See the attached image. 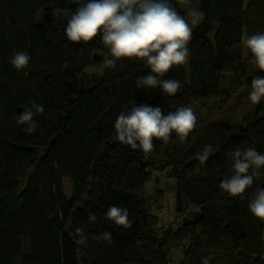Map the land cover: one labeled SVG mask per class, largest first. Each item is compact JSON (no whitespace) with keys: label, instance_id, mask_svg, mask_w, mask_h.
Wrapping results in <instances>:
<instances>
[{"label":"trees","instance_id":"obj_1","mask_svg":"<svg viewBox=\"0 0 264 264\" xmlns=\"http://www.w3.org/2000/svg\"><path fill=\"white\" fill-rule=\"evenodd\" d=\"M172 3L189 23V8L205 18L193 28L187 64L164 77L181 85L167 96L159 86L137 88L150 74L142 62L121 58L105 68L100 35L88 43L67 39L76 0H0V264H264V222L248 208L264 189V167L243 200L219 187L236 150L264 154V100L243 122L207 120L183 144L175 133L167 143L154 140L148 154L116 139L114 122L133 104L160 107L163 115L199 100L232 97L236 104V93L264 76L243 42L264 32V0ZM20 51L30 61L17 71L10 59ZM91 66L101 72H88ZM33 102L44 112L27 134L16 121ZM205 145L213 151L199 166ZM166 168L176 216L160 225L156 211L164 205L146 186L153 171ZM110 206L127 208L132 226L110 224ZM105 231L112 242H97Z\"/></svg>","mask_w":264,"mask_h":264},{"label":"clouds","instance_id":"obj_2","mask_svg":"<svg viewBox=\"0 0 264 264\" xmlns=\"http://www.w3.org/2000/svg\"><path fill=\"white\" fill-rule=\"evenodd\" d=\"M182 7H189L191 0H177ZM76 10L71 15L65 27L67 39L71 42L88 43L98 35L103 45L108 49L104 55L105 68H115L116 61L121 58L135 59L150 69V74L137 79V88L160 87L167 96H175L180 89V82L174 79H164L174 67L188 62V44L193 36V28L203 22L205 13L189 8L190 23L181 15L172 0H76ZM245 46L253 56L254 64L264 71V32H258L247 37ZM30 61L27 51L13 54L10 63L20 71L26 68ZM249 100L259 104L264 100V76H255L251 82ZM44 107L32 103L25 107L17 118V124L23 126V131L32 134L36 131L35 116L42 114ZM197 117L190 107L175 108V111L163 115L160 107L148 105L136 106L127 111H121L114 122L116 139L135 150L141 149L145 154L154 150V140L167 143L172 134L181 142L186 140L196 127ZM213 149L205 145L197 155L199 166H204ZM231 159L233 171L230 178L225 177L219 187L232 197L244 199V193L254 183V177L264 167V154L249 147L236 150ZM199 171V167L195 169ZM253 170V171H250ZM250 212L264 222V189L249 200ZM110 224L130 228L129 210L120 206H110L105 213ZM96 216L89 215V221L95 222ZM82 241L86 242L82 229H75ZM112 242V233L105 231L97 242ZM202 264H209L202 259Z\"/></svg>","mask_w":264,"mask_h":264},{"label":"rangeland","instance_id":"obj_3","mask_svg":"<svg viewBox=\"0 0 264 264\" xmlns=\"http://www.w3.org/2000/svg\"><path fill=\"white\" fill-rule=\"evenodd\" d=\"M87 71L101 72V69L96 66H91L87 68ZM237 91L238 90L235 92ZM250 91L251 89H244L236 93L238 96L237 99H239L236 104H234L235 98L233 99L231 94L228 96L231 98L227 101L219 98L218 100H199V102L192 103L190 108H192L197 120H199V122L196 121L195 128H198L202 123H206L207 120L213 121L224 117L230 119V121L243 122L244 117L249 115V112L253 113V109L256 105L252 104L249 100ZM186 141L187 138L181 143L183 144ZM146 189L147 193H150L152 196H157L158 200L156 202L164 205L162 210L156 211L159 224L167 225L173 222L176 216L175 180L170 176L169 168L162 171H153L151 181L147 184ZM258 229L262 232L264 237V230L261 228ZM175 254L177 257H180V259L182 258L180 252H175ZM174 261L178 263L179 258Z\"/></svg>","mask_w":264,"mask_h":264}]
</instances>
